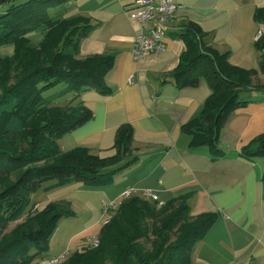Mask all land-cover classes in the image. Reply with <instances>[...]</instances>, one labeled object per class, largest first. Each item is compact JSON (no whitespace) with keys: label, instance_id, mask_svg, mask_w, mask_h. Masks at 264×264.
I'll return each instance as SVG.
<instances>
[{"label":"trees","instance_id":"obj_1","mask_svg":"<svg viewBox=\"0 0 264 264\" xmlns=\"http://www.w3.org/2000/svg\"><path fill=\"white\" fill-rule=\"evenodd\" d=\"M69 1L0 0V46L14 45L12 55H0V264H31L42 258L59 218L72 214L64 200L29 213L31 196L45 183L51 190L69 182L107 185L136 159L129 123L116 128L109 155L82 146L59 149L61 136L93 117L80 94L87 89L110 93L105 76L114 63L109 53L79 56L80 40L94 25L84 16L65 18L63 4ZM253 17L261 28L264 7H257ZM184 24L179 36L185 50L169 77L180 87H196L203 79L210 95L182 130L191 136V147L206 146L217 158L224 153L219 134L228 114L248 104L251 93L264 91V84L253 82L264 75V30L254 45L258 70H242L229 64L227 53L202 44L196 23ZM37 32L42 39L33 45L29 34ZM241 150L247 158L264 157V133ZM156 203L139 195L122 199L100 229L98 244L87 243L58 264H199L191 261L193 247L216 214L190 215L186 197L160 207ZM23 215L9 235H2Z\"/></svg>","mask_w":264,"mask_h":264},{"label":"crops","instance_id":"obj_2","mask_svg":"<svg viewBox=\"0 0 264 264\" xmlns=\"http://www.w3.org/2000/svg\"><path fill=\"white\" fill-rule=\"evenodd\" d=\"M133 2L70 0L63 4L64 16H84L94 25L80 40L79 56L109 53L114 63L105 76L110 93L87 89L80 94L79 100L93 117L61 136L59 149L82 146L93 154L109 155L116 128L129 123L136 159L117 171L107 185L69 182L54 187L58 197L51 201L68 202L72 214L59 218L48 252L31 264H50V258L64 252L68 257L71 248L81 250L98 236L109 217L102 214L103 204L121 200L126 189L142 197L149 191L163 205L186 197L192 216L216 214V221L193 247V263L264 264V158H247L241 150L264 133V91L251 93L248 104L228 114L219 134L224 153L213 158L206 146L191 147V136L182 130L201 112L210 95L208 84L201 79L196 87H180L169 77L185 50L179 34L187 21L200 27L202 44L227 53L233 67L257 71L259 52L254 45L260 26L253 15L257 7H264V0H174L176 15L165 28L164 48L137 59L131 49L138 24L126 14ZM262 77L259 73L253 82ZM73 219L79 221L77 226ZM57 233L61 238H55Z\"/></svg>","mask_w":264,"mask_h":264},{"label":"built area","instance_id":"obj_3","mask_svg":"<svg viewBox=\"0 0 264 264\" xmlns=\"http://www.w3.org/2000/svg\"><path fill=\"white\" fill-rule=\"evenodd\" d=\"M177 4L174 0H134V2L126 9V14L129 19L136 22L138 28L135 30L133 37V46L131 49L132 55L137 59L145 53L161 52L164 48V35L167 24L172 21L176 15ZM262 30L256 33L255 40L261 36ZM132 190L123 192L120 199H124L131 195ZM144 197H149L153 201H157V196L149 191H145ZM119 200V202L121 201ZM119 202L111 201L104 203L102 206V214L107 215L114 211ZM157 207L163 204L159 201ZM106 222V221H105ZM97 238L88 241L91 246L98 244ZM66 253L59 256H54L49 259L50 264H58L63 259L65 260Z\"/></svg>","mask_w":264,"mask_h":264},{"label":"rangeland","instance_id":"obj_4","mask_svg":"<svg viewBox=\"0 0 264 264\" xmlns=\"http://www.w3.org/2000/svg\"><path fill=\"white\" fill-rule=\"evenodd\" d=\"M72 16H74V15H70V17H72ZM64 17L66 18L67 16L65 15ZM261 28H262V30H264V24L261 25ZM29 37H30V40L32 41L33 45L38 44V42H40L41 39H42V36H41V33L40 32L32 33L31 35L29 34ZM51 42H53L56 46L59 44V41H57L56 38L52 39ZM13 51H14V45L13 44H4V45H1L0 46V55L1 56H9V55H12ZM259 83L260 84H264V77H262L261 80H259ZM261 158H264V157H261ZM12 178H13V176H11V179ZM48 184H49V182L48 183H45L40 189L37 190L36 195H34L35 193L33 194L32 198L30 200L31 208L29 206V208H30L29 213H34L36 211H39V210L43 209L47 205V203H49L51 200H54V199H56V197H58L57 190H52L51 191L50 188H48V187L46 188V186ZM117 202H119V201H117ZM107 214L108 215L109 214L111 215L112 212L111 213H107ZM73 221H74V223H73L74 226H77V224L79 223V221L74 220V219H73ZM63 222H65V221H63ZM63 222L60 224V226H63ZM15 225H16V221L9 223L7 225V227L3 230L2 235H5V236L6 235H9L10 230H12V228ZM68 231H69V229H68ZM60 234L61 233H57V236L55 238H61L60 237ZM75 249L76 248L69 249L68 250V253H71V252L75 251Z\"/></svg>","mask_w":264,"mask_h":264}]
</instances>
